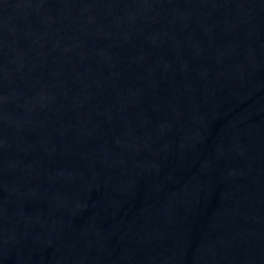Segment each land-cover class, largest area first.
Returning a JSON list of instances; mask_svg holds the SVG:
<instances>
[{"label": "water", "instance_id": "water-1", "mask_svg": "<svg viewBox=\"0 0 264 264\" xmlns=\"http://www.w3.org/2000/svg\"><path fill=\"white\" fill-rule=\"evenodd\" d=\"M0 264H264V0H0Z\"/></svg>", "mask_w": 264, "mask_h": 264}]
</instances>
